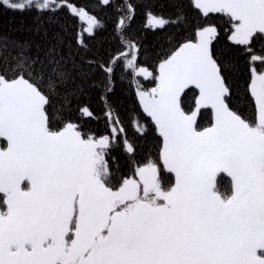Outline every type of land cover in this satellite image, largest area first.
<instances>
[{"label": "snow or ice", "instance_id": "6c2138e0", "mask_svg": "<svg viewBox=\"0 0 264 264\" xmlns=\"http://www.w3.org/2000/svg\"><path fill=\"white\" fill-rule=\"evenodd\" d=\"M0 10V264H264V0Z\"/></svg>", "mask_w": 264, "mask_h": 264}, {"label": "trees", "instance_id": "16d2710c", "mask_svg": "<svg viewBox=\"0 0 264 264\" xmlns=\"http://www.w3.org/2000/svg\"><path fill=\"white\" fill-rule=\"evenodd\" d=\"M82 2L84 3H90L91 0H82ZM31 19L30 18H25L19 14H15V13H12V12H4L3 10H0V31H7L9 29L10 26H20L21 24H24V23H31ZM79 23H83V22H79ZM84 27H85V24H84ZM134 31L136 32H140V33H144L145 32V25H144V22H143V19L142 18H138L135 25H134ZM148 35V40L146 41L147 43H151L152 42V33L151 32H148L147 33ZM104 46L105 48H108V47H112V48H115L116 45H110L109 42L105 41L104 43ZM119 72H120V69L117 68V85H118V88L120 89H123V90H127V88L129 87V82L127 80H123L121 81L119 79ZM141 83H145L144 80H141ZM147 86H151L150 84L147 85ZM134 85H132V89H133V93L132 95H134ZM124 95L127 96L129 95V93L127 91H124ZM138 104V102H137ZM131 105V101L129 100V106ZM99 115V113H98ZM126 123H128L127 119L125 121ZM103 123V119L101 120V124Z\"/></svg>", "mask_w": 264, "mask_h": 264}, {"label": "rangeland", "instance_id": "374dc122", "mask_svg": "<svg viewBox=\"0 0 264 264\" xmlns=\"http://www.w3.org/2000/svg\"><path fill=\"white\" fill-rule=\"evenodd\" d=\"M85 27H86V23H85Z\"/></svg>", "mask_w": 264, "mask_h": 264}]
</instances>
